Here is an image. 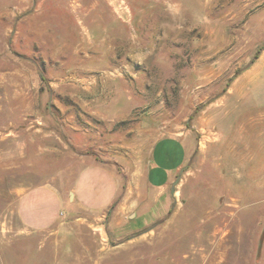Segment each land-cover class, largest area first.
Segmentation results:
<instances>
[{
    "label": "rangeland",
    "instance_id": "rangeland-1",
    "mask_svg": "<svg viewBox=\"0 0 264 264\" xmlns=\"http://www.w3.org/2000/svg\"><path fill=\"white\" fill-rule=\"evenodd\" d=\"M19 1L0 0V264H264V0ZM185 133L201 156L156 226L115 236L74 206L81 160L141 192L137 160ZM40 185L65 208L34 231L17 201Z\"/></svg>",
    "mask_w": 264,
    "mask_h": 264
},
{
    "label": "crops",
    "instance_id": "crops-1",
    "mask_svg": "<svg viewBox=\"0 0 264 264\" xmlns=\"http://www.w3.org/2000/svg\"><path fill=\"white\" fill-rule=\"evenodd\" d=\"M30 3L31 0H21L19 6L28 7ZM201 152L200 146L189 133L156 139L147 155L135 163L144 165L141 192L132 189V177L131 180L125 181L122 178L121 181L120 174L108 165L111 163L81 160L79 164L86 165L76 173L69 194H72L73 204L78 209L92 213L108 211L111 222L107 228H112L113 235L140 233L147 226H156L168 215L174 194L172 187L174 188L179 175L191 159L200 157ZM210 155L214 157V147L210 148ZM259 156L256 164L259 176L264 179V151ZM237 162L249 165L248 154L239 157ZM64 208L59 191L51 186L40 185L29 188L20 195L17 216L26 229L43 231L58 223ZM155 210L159 212L156 213ZM151 212L153 217L150 222L144 223L143 228L132 227L133 222ZM126 217L133 219L125 222Z\"/></svg>",
    "mask_w": 264,
    "mask_h": 264
},
{
    "label": "water",
    "instance_id": "water-1",
    "mask_svg": "<svg viewBox=\"0 0 264 264\" xmlns=\"http://www.w3.org/2000/svg\"><path fill=\"white\" fill-rule=\"evenodd\" d=\"M177 181H178V180H177ZM171 191H172V193L174 192V188H173V187H172V190H171Z\"/></svg>",
    "mask_w": 264,
    "mask_h": 264
},
{
    "label": "bare ground",
    "instance_id": "bare-ground-1",
    "mask_svg": "<svg viewBox=\"0 0 264 264\" xmlns=\"http://www.w3.org/2000/svg\"><path fill=\"white\" fill-rule=\"evenodd\" d=\"M261 69V68H260Z\"/></svg>",
    "mask_w": 264,
    "mask_h": 264
}]
</instances>
